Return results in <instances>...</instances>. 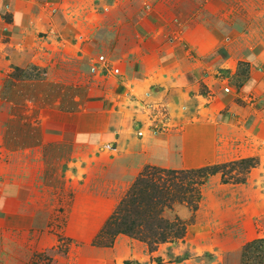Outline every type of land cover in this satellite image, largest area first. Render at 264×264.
<instances>
[{
    "label": "crops",
    "instance_id": "0c3cea01",
    "mask_svg": "<svg viewBox=\"0 0 264 264\" xmlns=\"http://www.w3.org/2000/svg\"><path fill=\"white\" fill-rule=\"evenodd\" d=\"M25 1L32 6L0 9V257H58L51 249L63 237L67 264H76L81 239L69 230L98 207L97 195L118 193L140 167L162 162L174 132L219 126L235 113L248 118L230 99L237 78L256 80L264 32L257 22L245 36L224 0H215L222 10L210 8L214 0H153V13L119 17L96 57L95 29L65 0ZM85 252L93 264L108 254Z\"/></svg>",
    "mask_w": 264,
    "mask_h": 264
},
{
    "label": "rangeland",
    "instance_id": "374dc122",
    "mask_svg": "<svg viewBox=\"0 0 264 264\" xmlns=\"http://www.w3.org/2000/svg\"><path fill=\"white\" fill-rule=\"evenodd\" d=\"M197 1L202 3V0ZM19 2L23 3L21 8L26 7L24 5L32 6L25 0H0V9L8 10L11 4L17 5ZM65 2L64 8L68 7L73 15L81 16L83 23H90L95 29L92 48L96 57L103 55V51L113 42L110 33L117 26L116 21L121 20L119 17L127 16L128 12H137L138 8L146 13H153L154 10L153 0ZM218 2L212 1L210 8L222 10ZM223 4L227 15L237 11V26L243 28L245 36H250L249 31L257 22L260 31L264 32V0H224ZM55 7L63 9L58 5ZM200 9L203 10V6ZM197 10L199 7H194V11ZM221 22L229 25L230 20L226 16ZM261 35L264 38V33ZM135 40L133 36L129 45L136 46ZM235 52L239 59L244 47L237 44ZM260 62L252 66V70L257 72L253 76L256 80L243 78L239 81L237 78V92L233 91L230 99L237 109L244 108L249 112L248 118L235 113L228 123L219 126L211 124L202 130L195 126L192 134L188 135L184 131L174 132L173 146L167 150L162 162L143 165L123 190L97 195L96 211L81 212L85 220L69 230L81 239L73 243L75 247L80 244V256L77 255L74 260L76 264H93V261H89L90 255L85 252L90 250L108 253L104 256L103 264H264V242L260 243L262 249H255L261 246L258 241L264 240V61ZM196 90L206 94L202 85L197 86ZM226 91L229 89L225 88ZM148 168L156 177L144 178ZM198 169H206L212 174L203 181L198 177L180 175L170 183L169 178L160 173L162 170ZM195 182L198 184L194 185ZM149 185L162 188L163 198L159 199L157 207L127 208V202L137 197L135 190ZM147 194L153 195L150 190ZM138 198L147 200L143 195H138ZM101 205H106V209H101ZM124 209L133 211L125 212ZM94 217L96 219L89 222L88 219ZM175 219L184 224V234L176 238L168 231L170 239L158 242L151 232L159 226L172 224ZM123 224L139 226L134 228L136 233L129 235L122 232L126 227ZM58 228L54 227L51 233L59 235L56 232ZM87 236L88 240L83 241ZM69 244V239H58L51 249L59 254L58 257L47 250H35L31 259L17 258L5 251V255L0 257V264H67L68 259L63 252L69 250ZM6 249H9L8 244Z\"/></svg>",
    "mask_w": 264,
    "mask_h": 264
},
{
    "label": "trees",
    "instance_id": "16d2710c",
    "mask_svg": "<svg viewBox=\"0 0 264 264\" xmlns=\"http://www.w3.org/2000/svg\"><path fill=\"white\" fill-rule=\"evenodd\" d=\"M160 173L161 174L163 173L164 175H166L169 178L170 183H172V181H174L180 175H183V176L185 175L186 177H189V176L198 177L200 180L203 181V179H205V177L207 175L212 174V173L207 172L206 169H198V170H190V171H187V170H162V171H160ZM152 175L156 177V175L151 173L150 169L148 168L146 170V173L144 174V178H151ZM197 184H198L197 182L194 183V185H197ZM139 185H140V182H139ZM166 186H170V185H166ZM161 189L162 188L159 185H156V186L155 185H152V186L149 185V186H146V188H140L138 190H135L138 192L137 197H135V199H132L129 202H127V208L133 207V209H136V208L142 209V207H143V209L144 208L153 209V206L157 207V205L159 204V199L163 198V195L161 193ZM149 190L151 191V193H153V195L149 196L147 194ZM138 195L146 196L147 200L138 198ZM124 210H125V212L133 211V210H129V209H124ZM119 212H121V211L119 210ZM145 216H147V215H144V217ZM122 226L123 227L126 226L125 228L122 229V232L130 235V234L137 232V231H135L134 228L136 226H139V225L137 224L136 226L133 227V225L129 226L127 224H123ZM168 231L172 232L173 237L179 238L184 234V224L182 222H179L178 219H175V221L172 224L159 226L158 229L155 228V230L152 231L151 233H152L153 237L157 238L158 242L163 243V242H166L168 239H170V237H168L169 236ZM258 242L260 244V243L264 242V240H259ZM258 242H255L254 244H256ZM260 245L261 246H258L255 249H262V244H260Z\"/></svg>",
    "mask_w": 264,
    "mask_h": 264
},
{
    "label": "built area",
    "instance_id": "2783aa9c",
    "mask_svg": "<svg viewBox=\"0 0 264 264\" xmlns=\"http://www.w3.org/2000/svg\"><path fill=\"white\" fill-rule=\"evenodd\" d=\"M98 61L101 62V69L100 72H103L105 69H108V63H106V60L104 59L103 56H100L98 58ZM91 70H94L93 68H91ZM113 73L117 74L118 73V69H113Z\"/></svg>",
    "mask_w": 264,
    "mask_h": 264
}]
</instances>
